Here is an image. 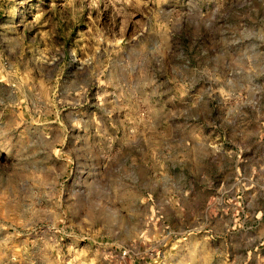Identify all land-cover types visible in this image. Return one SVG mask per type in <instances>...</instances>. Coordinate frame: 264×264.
Here are the masks:
<instances>
[{"label":"rangeland","instance_id":"rangeland-1","mask_svg":"<svg viewBox=\"0 0 264 264\" xmlns=\"http://www.w3.org/2000/svg\"><path fill=\"white\" fill-rule=\"evenodd\" d=\"M0 264H264V0H0Z\"/></svg>","mask_w":264,"mask_h":264}]
</instances>
